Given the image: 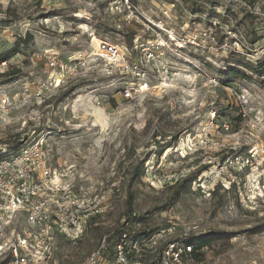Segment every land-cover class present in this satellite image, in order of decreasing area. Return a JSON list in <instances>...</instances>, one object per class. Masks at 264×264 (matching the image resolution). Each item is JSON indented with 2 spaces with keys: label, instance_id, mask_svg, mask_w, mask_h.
Wrapping results in <instances>:
<instances>
[{
  "label": "rangeland",
  "instance_id": "374dc122",
  "mask_svg": "<svg viewBox=\"0 0 264 264\" xmlns=\"http://www.w3.org/2000/svg\"><path fill=\"white\" fill-rule=\"evenodd\" d=\"M113 1L0 0V52L25 39L19 53L0 66V91L16 97L9 122H0V156L44 138L52 168L73 179L78 194L108 195L105 212L85 217L77 238H59L55 258L76 264L117 229H163L168 239L211 235L198 264H264L263 2L249 7L258 15L252 21L243 0H133L139 18L127 24ZM93 34L128 47L136 37L163 39L162 71L174 85L124 97L125 78L103 70ZM46 50L67 58L59 87V76L36 56ZM80 52L85 55L78 58ZM127 78L128 86L138 87L139 79ZM51 81L50 93L37 99L40 83ZM251 152L259 156L256 168L240 163L215 180L227 158ZM146 158L145 174L133 185L135 212L144 218L127 223V185ZM206 165L174 205L160 208L179 180ZM242 196L253 200L250 206ZM147 211L152 212L146 217Z\"/></svg>",
  "mask_w": 264,
  "mask_h": 264
},
{
  "label": "built area",
  "instance_id": "2783aa9c",
  "mask_svg": "<svg viewBox=\"0 0 264 264\" xmlns=\"http://www.w3.org/2000/svg\"><path fill=\"white\" fill-rule=\"evenodd\" d=\"M53 5L60 0H41ZM116 8L125 15V22L132 24L139 18L138 6L133 0H114ZM96 40V58L107 74L124 77V97L130 99L141 92H159L174 85L173 77L163 73L166 69V52L163 39L158 36L146 41L134 40L132 47L121 45L107 37ZM171 39L173 38L170 34ZM161 39V40H160ZM190 40V39H189ZM172 41L180 42V39ZM167 42V41H165ZM181 41L179 48H184ZM228 42L220 46L226 47ZM214 47V46H212ZM84 53H79L78 58ZM45 59L49 68L59 76L55 86L59 87L65 78L67 58L58 52L46 50L36 53ZM7 63L3 61L0 66ZM77 71V67H73ZM162 71V75L160 72ZM127 77L139 79L138 87L128 86ZM40 83L34 93L37 99L44 100L46 91L53 85ZM134 82L131 81V84ZM218 83V82H217ZM24 103L29 98V87L24 86ZM243 100L246 98L242 95ZM15 95L0 91V122L8 123L10 111L15 106ZM52 149L44 138L35 144L21 148L11 155L0 156V262L6 264H67L55 258V250L60 237L77 238L83 230L84 218L101 215L106 210L108 195L98 193L94 197L76 192L73 179L53 169ZM259 156L250 155L229 157L219 165L216 179L226 175L228 167L248 166L256 168ZM261 176V175H260ZM65 178V179H63ZM242 192H240L241 195ZM262 196V195H260ZM249 199V197H248ZM241 202L250 206L253 200ZM172 226L169 230L172 231ZM166 230L153 233L148 238L134 241L123 235L114 251L110 252L108 237H104L98 247L76 264H198L207 244L197 249L194 243L185 239L196 235L184 233L179 238H166ZM199 253L196 257L194 253ZM146 253H154L153 259H146ZM250 264V263H245Z\"/></svg>",
  "mask_w": 264,
  "mask_h": 264
},
{
  "label": "trees",
  "instance_id": "16d2710c",
  "mask_svg": "<svg viewBox=\"0 0 264 264\" xmlns=\"http://www.w3.org/2000/svg\"><path fill=\"white\" fill-rule=\"evenodd\" d=\"M245 2L248 3V7L245 8L242 6V9L244 11L245 14H247L250 17V20H254L255 18L258 17V15H256V13H254V9H249V7H256V4H258L259 1L263 2V5H261V9L264 10V0H243ZM217 3V1L215 2ZM195 9H201V7L199 5H194ZM136 34V33H134ZM134 36H132L129 39V44H132ZM22 40L25 39H20L18 41V43L12 47V49H9L8 51H3L0 52V64L3 61L8 60L10 57H12L13 55L19 53V48H20V43L22 42ZM258 40V37H254V39H251V42H256ZM248 64V63H247ZM245 66H250V65H245ZM252 69V68H251ZM236 69H231V71H235ZM236 72V71H235ZM240 72V71H239ZM263 70H260L259 73H261L263 75ZM5 74H11V73H4ZM244 74V77H247L246 73H242ZM228 84V83H226ZM171 146V145H170ZM16 153V152H15ZM14 154V153H12ZM5 155V154H4ZM7 155V154H6ZM11 155V154H10ZM148 160V158L145 159V161L143 162L142 166L136 170L133 175L132 178L129 180V183L127 185V208H126V221L127 223L131 222L132 224L134 223H141V221L143 220L144 216L141 213H136L135 212V208H134V200H135V193H134V181H136L137 179H141L142 176L145 174V167L144 164L145 162ZM209 167V165L206 166H202L200 169H196L195 171L189 173L188 175H186L185 177H183L181 180H179L176 183V187L174 189V191L172 192L171 198L169 201H167V203H165L163 206H161L160 208L163 210H166L168 208H170L172 205H174L179 198L181 197V194L189 189L192 184L198 180V178L201 176V174L203 173L204 170H207ZM152 211H147L146 212V217L151 213ZM153 233H156V231H149V230H139L138 232H134L133 234L129 233L127 231L126 228L123 229H117L112 236L108 237V243H109V250L112 254V252L114 251V248L116 246V244L121 241V239L123 238V235L126 234L128 236L129 239H133L134 241H138L144 238H148L149 236H151ZM212 239L211 235L210 236H206V235H194V236H190L188 238H186L185 240L187 242H192L194 243V245L196 246L197 249L201 248L202 246L208 244L210 242V240ZM196 257L199 256V253H194ZM1 264H6V262H2Z\"/></svg>",
  "mask_w": 264,
  "mask_h": 264
},
{
  "label": "bare ground",
  "instance_id": "6f19581e",
  "mask_svg": "<svg viewBox=\"0 0 264 264\" xmlns=\"http://www.w3.org/2000/svg\"><path fill=\"white\" fill-rule=\"evenodd\" d=\"M95 44H96V42H95Z\"/></svg>",
  "mask_w": 264,
  "mask_h": 264
}]
</instances>
